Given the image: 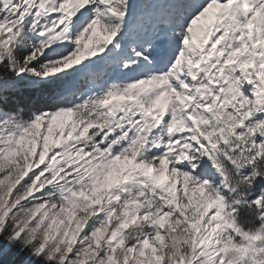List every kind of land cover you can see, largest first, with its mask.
Masks as SVG:
<instances>
[{
  "label": "snow or ice",
  "instance_id": "1",
  "mask_svg": "<svg viewBox=\"0 0 264 264\" xmlns=\"http://www.w3.org/2000/svg\"><path fill=\"white\" fill-rule=\"evenodd\" d=\"M0 264H264V0H0Z\"/></svg>",
  "mask_w": 264,
  "mask_h": 264
}]
</instances>
